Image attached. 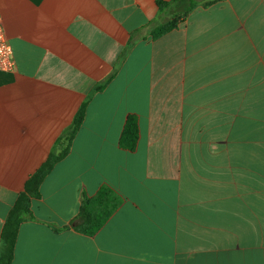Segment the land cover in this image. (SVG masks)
Listing matches in <instances>:
<instances>
[{
  "label": "crops",
  "instance_id": "obj_1",
  "mask_svg": "<svg viewBox=\"0 0 264 264\" xmlns=\"http://www.w3.org/2000/svg\"><path fill=\"white\" fill-rule=\"evenodd\" d=\"M0 18L15 61L0 72V249L87 105L10 264H264V0H0ZM103 186L123 203L96 235L75 231Z\"/></svg>",
  "mask_w": 264,
  "mask_h": 264
},
{
  "label": "trees",
  "instance_id": "obj_2",
  "mask_svg": "<svg viewBox=\"0 0 264 264\" xmlns=\"http://www.w3.org/2000/svg\"><path fill=\"white\" fill-rule=\"evenodd\" d=\"M214 2L215 1L209 2L206 6H209ZM160 5L163 7L165 6L162 3ZM180 20V17L173 18L172 20L155 27L151 31V37L159 38L173 31L178 27ZM86 106V104L82 106L76 115L72 126L56 143L47 162L27 182L25 192L20 196L17 203L10 211L2 234L0 264H10L12 261L13 250L20 225L23 222L34 218L31 210V199L40 197V187L46 177L51 173L56 164L69 155L72 141L84 122ZM138 135V119L136 116H129L120 141V146L127 151H135L138 142ZM122 203L123 200L120 196L108 186H103L94 198L84 197L79 217L72 228L79 233L94 236L116 213ZM58 231L60 230H56V232Z\"/></svg>",
  "mask_w": 264,
  "mask_h": 264
},
{
  "label": "built area",
  "instance_id": "obj_3",
  "mask_svg": "<svg viewBox=\"0 0 264 264\" xmlns=\"http://www.w3.org/2000/svg\"><path fill=\"white\" fill-rule=\"evenodd\" d=\"M15 69L13 48L6 36L0 18V72H12Z\"/></svg>",
  "mask_w": 264,
  "mask_h": 264
}]
</instances>
